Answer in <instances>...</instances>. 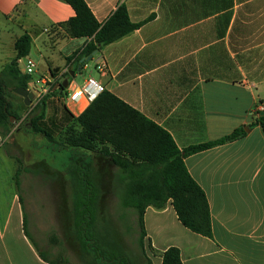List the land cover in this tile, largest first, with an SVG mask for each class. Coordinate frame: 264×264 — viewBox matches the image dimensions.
Segmentation results:
<instances>
[{
	"label": "crops",
	"instance_id": "0c3cea01",
	"mask_svg": "<svg viewBox=\"0 0 264 264\" xmlns=\"http://www.w3.org/2000/svg\"><path fill=\"white\" fill-rule=\"evenodd\" d=\"M85 1L101 24L121 5L133 23L145 24L81 66L83 60L68 59L89 40L68 37L62 25L75 12L64 0H0V73L17 56L15 43L28 34L31 51L20 60V69L24 73L32 59L36 70L28 89L50 84L44 122L57 142L33 133L30 125L20 127L36 101L26 107L22 97L7 95L21 115L6 137L0 132V264H52L63 256L37 244L47 256L43 260L26 236L20 178L34 169L29 165L38 166L33 174L45 178L46 185L67 173L34 155L28 167L22 165L18 186L15 160L19 163V152L33 153L34 147L18 143L15 149L14 137L24 133L33 136V142L39 138L55 152L72 150L74 156L87 155L95 165L94 156L99 154L64 145V133L71 124L67 110L77 118L90 105L82 98L77 103L66 100L59 92V84L66 79L68 88L83 87L94 79L167 131L181 151L245 129L243 138L185 159L190 175L207 196L213 238L185 228L170 203L164 210H146L145 250L152 264H162L163 253L171 247L180 250L183 264H264V132L260 126L249 128L257 106L264 104V0ZM101 66L104 71L98 69ZM70 72L75 73L73 78ZM112 170L107 174H119L114 165ZM110 188L116 191L118 184L112 182Z\"/></svg>",
	"mask_w": 264,
	"mask_h": 264
},
{
	"label": "trees",
	"instance_id": "16d2710c",
	"mask_svg": "<svg viewBox=\"0 0 264 264\" xmlns=\"http://www.w3.org/2000/svg\"><path fill=\"white\" fill-rule=\"evenodd\" d=\"M72 7L75 16L62 27L70 38H86L89 42L78 53L68 59L84 61L95 52L112 44L131 32L139 29L145 22L135 24L131 21L126 6L121 5L104 24H101L85 0H64ZM32 40L28 34L15 43L16 58L7 64L0 73V132L6 137L19 116L13 110L7 98L8 90L29 88L32 77L23 73L19 62L29 56ZM69 76L66 74L65 78ZM62 95L63 82L59 84ZM58 92V93H59ZM51 94L37 103L30 112V128L33 133L42 134L50 143L56 142L44 122L47 99ZM71 124L64 133V145L88 153L99 154L107 158L119 169L116 183L121 209L122 221L127 220L129 211L137 216L139 229V246L152 264L145 250V213L149 207L157 210L166 209L171 203L178 220L191 232L212 239V216L207 196L203 189L190 175L185 159L196 153L221 146L246 136L245 129H238L232 134L215 142L191 146L181 151L172 136L131 108L112 93L104 90L77 118L67 110ZM258 116V117H257ZM27 119V118H26ZM254 123L249 126H260L264 132V114L256 113ZM79 127L80 129H77ZM57 144V142H56ZM74 165L69 169L73 185V224L74 235L80 245L84 264H136L129 254L120 246L110 231L104 234L98 231V216L102 191L94 177L92 160L87 155L72 158ZM21 163V161H18ZM20 168L16 174L19 186ZM24 231L34 244L40 257L47 260L28 232L27 216L24 215ZM53 242H61L53 237ZM60 256L52 264H68ZM162 264H183L180 250L169 248L162 255Z\"/></svg>",
	"mask_w": 264,
	"mask_h": 264
},
{
	"label": "rangeland",
	"instance_id": "374dc122",
	"mask_svg": "<svg viewBox=\"0 0 264 264\" xmlns=\"http://www.w3.org/2000/svg\"><path fill=\"white\" fill-rule=\"evenodd\" d=\"M90 66L92 71H94V64L90 63ZM85 75L86 74H84V76ZM82 79L80 78V80ZM7 95L12 99L17 94L10 89ZM25 109L26 108L23 107V111ZM15 113L17 116L21 115L18 111H15ZM29 121L30 115H28L27 119L20 127H27L30 123ZM14 122L16 123V120H14ZM14 139L15 149L18 143L24 144L25 147L29 149H31L32 145L34 147V150L31 149L33 153L27 151L19 152L20 160L23 163H17L15 160V183L18 180V178H16L18 170L20 168L22 169V165L24 167L27 166V162L28 165L31 164L30 162L33 160L34 155L38 159H47L57 170L66 171L67 173L66 177L56 176L52 179V183L46 185L48 181L45 178L33 174L35 168L38 167L37 165L33 167L29 165L30 168L34 169H31L28 173H24L25 171L23 173L21 172L22 175L20 179L24 188V191H21V195L25 200L24 207L27 216L28 231L41 249L53 255H65L72 264H84L79 242L74 235L73 186L71 187L68 181L70 180L69 169L74 165L72 161L74 151L64 150L55 152L53 146L47 147L46 144H43V140L39 138H35V142H33V136L29 137L24 135V133L16 134ZM94 164V177L102 191L98 216L99 233L104 234L106 229L109 227L112 228L115 241L124 248L132 261L136 264H146L145 256L139 246L137 216L135 212L129 211L127 220H121L120 215H122L124 211L121 209L116 191H112L110 188V184L116 182L117 179V175L112 176L107 174V172H113V164L100 155L94 156ZM53 237L58 239L61 244H54Z\"/></svg>",
	"mask_w": 264,
	"mask_h": 264
},
{
	"label": "built area",
	"instance_id": "2783aa9c",
	"mask_svg": "<svg viewBox=\"0 0 264 264\" xmlns=\"http://www.w3.org/2000/svg\"><path fill=\"white\" fill-rule=\"evenodd\" d=\"M101 71H104V67L98 68ZM36 70V63L29 59L26 63L24 73L32 76ZM44 88L37 89L36 91V104L41 101L51 90V86L48 82L44 83ZM104 91V88L96 82L94 79H89L83 87H72L68 88L65 91V98L71 103H77L81 98L85 101L91 103L100 93ZM257 113L264 114V104H260L256 108Z\"/></svg>",
	"mask_w": 264,
	"mask_h": 264
},
{
	"label": "water",
	"instance_id": "95a60500",
	"mask_svg": "<svg viewBox=\"0 0 264 264\" xmlns=\"http://www.w3.org/2000/svg\"><path fill=\"white\" fill-rule=\"evenodd\" d=\"M96 54H97V52H95L91 57L86 59L84 61V63L90 62L92 57ZM74 76H75V73L70 72V77L73 78ZM68 87H69V79H66L63 82V89L66 90V89H68ZM36 91H37L36 87L33 89L19 88V89L15 90L14 93L24 99V104L26 105V107H31L32 104L36 101V97H37ZM13 119H12V123H15L14 122L15 119L14 120Z\"/></svg>",
	"mask_w": 264,
	"mask_h": 264
}]
</instances>
